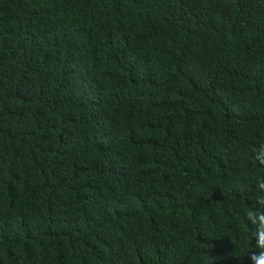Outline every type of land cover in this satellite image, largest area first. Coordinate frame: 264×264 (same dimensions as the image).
<instances>
[{"label":"trees","instance_id":"trees-1","mask_svg":"<svg viewBox=\"0 0 264 264\" xmlns=\"http://www.w3.org/2000/svg\"><path fill=\"white\" fill-rule=\"evenodd\" d=\"M262 150L264 0H0V264H251Z\"/></svg>","mask_w":264,"mask_h":264},{"label":"clouds","instance_id":"clouds-1","mask_svg":"<svg viewBox=\"0 0 264 264\" xmlns=\"http://www.w3.org/2000/svg\"><path fill=\"white\" fill-rule=\"evenodd\" d=\"M261 157H264V150L261 151V153L257 156V159L261 161V163H264V159H261ZM260 189H264V184L259 185ZM260 206H264V197H261L258 202ZM257 216H260L264 218V213L257 214ZM256 235V233L254 234ZM256 246L261 249L259 252H252L248 258L251 262V264H264V234H260L259 239L256 243Z\"/></svg>","mask_w":264,"mask_h":264}]
</instances>
